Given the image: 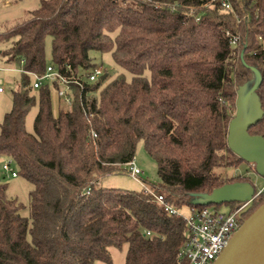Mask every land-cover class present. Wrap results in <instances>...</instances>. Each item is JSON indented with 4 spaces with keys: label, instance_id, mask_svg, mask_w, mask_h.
Listing matches in <instances>:
<instances>
[{
    "label": "trees",
    "instance_id": "1",
    "mask_svg": "<svg viewBox=\"0 0 264 264\" xmlns=\"http://www.w3.org/2000/svg\"><path fill=\"white\" fill-rule=\"evenodd\" d=\"M0 44L7 63L39 73L53 64L67 77L81 74L96 65L94 52L131 73L72 84L68 110L56 107L50 83L32 88L21 73L1 123L0 157L31 183L30 212L0 178V264L111 263L110 247L124 245L126 264H186L188 227L166 204L202 208L194 194L251 181L215 168L246 162L227 139L238 89L254 80L242 53L263 74L264 110V0H41L0 31ZM249 131L264 136V116ZM140 140L157 162L159 182L149 184L165 204L143 187L100 185L128 172ZM263 202L264 192L245 215Z\"/></svg>",
    "mask_w": 264,
    "mask_h": 264
},
{
    "label": "water",
    "instance_id": "2",
    "mask_svg": "<svg viewBox=\"0 0 264 264\" xmlns=\"http://www.w3.org/2000/svg\"><path fill=\"white\" fill-rule=\"evenodd\" d=\"M243 63L254 73L250 85L239 87L236 111L229 123L228 146L240 158L251 163L255 172L264 177V136L251 134L249 129L264 116L260 96L257 93L262 84L263 74L256 66ZM108 73L101 75L105 80ZM193 203L201 205L247 202L241 211L242 224L232 235L214 264H264V202L248 216L257 197V189L251 181H235L216 187L212 192L196 193Z\"/></svg>",
    "mask_w": 264,
    "mask_h": 264
},
{
    "label": "rangeland",
    "instance_id": "3",
    "mask_svg": "<svg viewBox=\"0 0 264 264\" xmlns=\"http://www.w3.org/2000/svg\"><path fill=\"white\" fill-rule=\"evenodd\" d=\"M41 0H0V31H4L8 26H11L19 21L27 18L29 11L39 6ZM5 44H0V51L4 50ZM96 65L102 66L105 72L108 73L109 78L119 72H124L128 78L131 73L126 69L118 66L110 53H93ZM47 60L51 61V40L47 43ZM18 63H7L6 59L0 55V77L4 81V91L0 92V130L1 123L5 114L11 110L13 106V90L16 88V81L20 79L21 72ZM54 102L57 98V91L53 90ZM38 111V105H35L29 111L26 117V129L30 132L34 130V118ZM134 161L136 165L142 170L140 178L148 183H158V165L155 159L147 152L144 141L140 140L137 144ZM4 158L0 157V178L8 183L7 192L10 196L15 197L25 207L23 214L29 215L30 204V190L31 183L22 176H8L5 175L2 169ZM16 168V166H14ZM215 172L222 176H237L247 175L255 184L257 191L264 187V177L255 172L253 164L243 162L237 166H219L215 168ZM248 180V179H247ZM100 185L106 187H118L125 189H140L141 183L134 179L128 172H120L105 175L101 178ZM221 211L229 212L230 206L228 204H221L218 206ZM179 215L187 218L191 215L192 207L189 204H183L177 208ZM248 216V215H247ZM127 245L123 247H110L112 255V262L99 261L98 264H126Z\"/></svg>",
    "mask_w": 264,
    "mask_h": 264
},
{
    "label": "built area",
    "instance_id": "4",
    "mask_svg": "<svg viewBox=\"0 0 264 264\" xmlns=\"http://www.w3.org/2000/svg\"><path fill=\"white\" fill-rule=\"evenodd\" d=\"M225 5L231 7L228 1L225 2ZM235 16L239 18L237 14ZM238 39L239 37L234 35L231 42L235 44ZM18 71L29 76L32 88H39L45 83H50L58 93L57 98L60 99L63 110L71 108L72 84L82 85L83 81L95 82L105 73L104 68L99 65L82 72L84 73H81L82 75L77 73L71 77L64 75L53 64H49L43 73L23 67H20ZM55 82H57L58 87L54 86ZM3 91L4 81L0 77V92ZM95 136L96 134L93 132V137L95 138ZM14 166V161L11 158H5L2 164L4 174L18 176L17 169ZM125 166L128 173L138 180L148 193L155 196L158 202L165 204L163 195L156 194L152 186L140 178L142 170L134 160L129 161ZM262 192H264V187L257 191V196ZM246 205L247 202H241L236 209L229 212L221 211L216 205L212 204L205 205L202 208L192 207L191 215L185 218L189 237L180 250V256L186 261V264H214L232 235L241 226L240 213ZM166 207L170 212L178 213L177 209L171 205L166 204Z\"/></svg>",
    "mask_w": 264,
    "mask_h": 264
},
{
    "label": "crops",
    "instance_id": "5",
    "mask_svg": "<svg viewBox=\"0 0 264 264\" xmlns=\"http://www.w3.org/2000/svg\"><path fill=\"white\" fill-rule=\"evenodd\" d=\"M55 104H56V107H57L58 109L63 110V107L61 106V101H60L59 98H56V99H55Z\"/></svg>",
    "mask_w": 264,
    "mask_h": 264
}]
</instances>
